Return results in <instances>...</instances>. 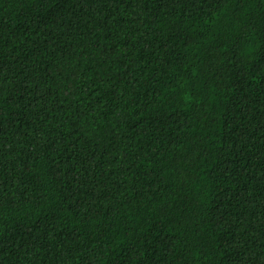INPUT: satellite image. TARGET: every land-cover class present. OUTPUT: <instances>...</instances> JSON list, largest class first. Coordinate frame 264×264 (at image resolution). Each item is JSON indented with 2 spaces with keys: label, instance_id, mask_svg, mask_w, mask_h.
Wrapping results in <instances>:
<instances>
[{
  "label": "trees",
  "instance_id": "obj_1",
  "mask_svg": "<svg viewBox=\"0 0 264 264\" xmlns=\"http://www.w3.org/2000/svg\"><path fill=\"white\" fill-rule=\"evenodd\" d=\"M264 0H0V264H262Z\"/></svg>",
  "mask_w": 264,
  "mask_h": 264
},
{
  "label": "snow or ice",
  "instance_id": "obj_2",
  "mask_svg": "<svg viewBox=\"0 0 264 264\" xmlns=\"http://www.w3.org/2000/svg\"><path fill=\"white\" fill-rule=\"evenodd\" d=\"M262 264H264V260H262Z\"/></svg>",
  "mask_w": 264,
  "mask_h": 264
}]
</instances>
